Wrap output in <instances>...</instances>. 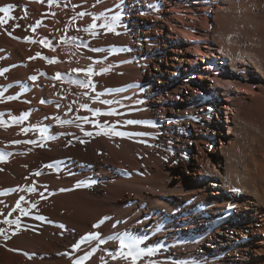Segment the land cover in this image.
<instances>
[{
	"label": "bare ground",
	"instance_id": "obj_1",
	"mask_svg": "<svg viewBox=\"0 0 264 264\" xmlns=\"http://www.w3.org/2000/svg\"><path fill=\"white\" fill-rule=\"evenodd\" d=\"M7 5L0 264H133L121 236L151 253L134 264H264V0ZM88 66L85 88L73 69ZM188 198L234 211L208 231L201 214L180 217Z\"/></svg>",
	"mask_w": 264,
	"mask_h": 264
},
{
	"label": "snow or ice",
	"instance_id": "obj_2",
	"mask_svg": "<svg viewBox=\"0 0 264 264\" xmlns=\"http://www.w3.org/2000/svg\"><path fill=\"white\" fill-rule=\"evenodd\" d=\"M37 2H42V0H37ZM53 0H48V3H49V6H51ZM12 5H7V6H4V7H0V13H3L4 16L3 17H0V26H3L5 24L8 23V20L9 19H12L11 16H9V12L10 10L12 9ZM80 17H83L85 15V13L81 12L78 14ZM74 19V18H73ZM97 19V17H93V20L95 21ZM120 19V16L119 14L115 15L112 17V22L111 23H107V24H101L100 27L101 28H107V30L109 32H112L114 31V23L116 21H118ZM40 26V21H37L36 25L32 27V31L35 32L36 31V28ZM14 27H19V25H15ZM96 27L95 23H93L92 25L89 26V28H86L84 29V31H89V29H94ZM93 35H95V33L93 32L92 33ZM8 35L11 36L12 33L11 32H8ZM13 39H18L17 37H12ZM26 40H28L29 42H35V41H30L29 38H25ZM40 43L42 45L45 44L44 41H40ZM47 46V45H45ZM37 57H40L42 59H45L47 63H55L56 61L55 60H52V59H49L47 57H41L40 56V53H37L36 54ZM36 57H30V59H34ZM74 72H77V73H80V72H83L86 76H88V83L87 84H84V83H81L80 86L81 87H89L92 83L91 81V77L92 75L94 74H98V73H94V70L91 66H88L86 69H73ZM104 71H107V69H105ZM0 75H2V73H0ZM55 79H60V76L57 75L56 77H54ZM30 79H32L33 81L36 80V77L33 76V77H30ZM11 99H15V97H11ZM43 103V101H42ZM105 103H112L111 101H106ZM82 108L84 109H87V105H82ZM128 124H133V123H137L136 121H132V120H129L127 121ZM115 135H120V136H125V135H128L126 133H114ZM85 135H91V133H85ZM83 142V141H81ZM25 143H34V141H25ZM0 160H3V157L0 156ZM31 190V189H30ZM233 191H238V189H232ZM21 199H23V197H21ZM17 208H19V203H17ZM25 215H27V213H24ZM9 215H11V213H9ZM3 223L5 224H19V221H9L7 219H5L3 221ZM94 227H98V225H95ZM6 233V230L5 229H0V235H4L5 236V240H7L9 237L5 234ZM15 233H13L14 235ZM93 239H95V236H93ZM119 240H120V253L119 255L124 258V259H131L133 261V264L134 262L136 261V259L142 255H145V254H148L150 255L151 253H144L142 250H140L138 248V244L140 243L138 240H134V239H131V238H126V237H119ZM75 247H79V245H76ZM126 249V251H124Z\"/></svg>",
	"mask_w": 264,
	"mask_h": 264
},
{
	"label": "rangeland",
	"instance_id": "obj_3",
	"mask_svg": "<svg viewBox=\"0 0 264 264\" xmlns=\"http://www.w3.org/2000/svg\"><path fill=\"white\" fill-rule=\"evenodd\" d=\"M179 40L182 41L181 39H179ZM193 42H195V40L192 41L190 44H192ZM194 44H195V43H194ZM167 56H171V55H169V52H168ZM164 58H166V57H164ZM198 65H199V64H198ZM188 96H189V93H188ZM203 98H206V96L203 97ZM161 105H163V104L161 103ZM63 114L65 115V113H63ZM174 151H177V148H176V149L174 148ZM141 153H143V152L141 151ZM184 177H187V176L184 175ZM188 199H189V198H188ZM186 200H187V199H186ZM186 200H181V203H183V202L186 201ZM193 204H194V202H193ZM142 218H145V215H143Z\"/></svg>",
	"mask_w": 264,
	"mask_h": 264
},
{
	"label": "trees",
	"instance_id": "obj_4",
	"mask_svg": "<svg viewBox=\"0 0 264 264\" xmlns=\"http://www.w3.org/2000/svg\"><path fill=\"white\" fill-rule=\"evenodd\" d=\"M188 93V92H187ZM185 94V93H184Z\"/></svg>",
	"mask_w": 264,
	"mask_h": 264
}]
</instances>
